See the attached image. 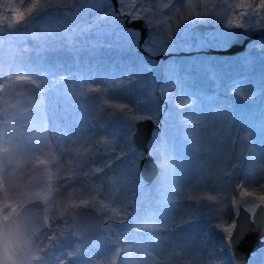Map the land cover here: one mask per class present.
I'll return each mask as SVG.
<instances>
[{
	"label": "snow or ice",
	"instance_id": "1",
	"mask_svg": "<svg viewBox=\"0 0 264 264\" xmlns=\"http://www.w3.org/2000/svg\"><path fill=\"white\" fill-rule=\"evenodd\" d=\"M256 33L264 0H0V264H253L264 238L251 261L235 247L264 230V77L220 100L174 67L163 85L145 74L182 43L226 54ZM21 35L32 48L5 40ZM101 36L126 71L78 79L41 59ZM250 48L264 54V35ZM53 97L88 110L79 129L49 127ZM241 102L260 118L236 122Z\"/></svg>",
	"mask_w": 264,
	"mask_h": 264
},
{
	"label": "trees",
	"instance_id": "2",
	"mask_svg": "<svg viewBox=\"0 0 264 264\" xmlns=\"http://www.w3.org/2000/svg\"><path fill=\"white\" fill-rule=\"evenodd\" d=\"M108 38L106 37H93L90 39L89 44L80 45V50L77 53H68V52H60V53H52V52H44L41 53V59L45 61H55L58 69L63 73L64 69L71 70V64L69 63L68 57L73 56L74 62L83 64L86 68L79 70L76 73H90L94 79L96 77H101L106 73L108 68L111 69L112 73L109 75H116L121 72L127 70V67L131 63V56L126 50H121V48L117 45H112L111 47L106 42ZM259 40V39H257ZM24 43L26 47L32 48L33 45L31 43V38L25 37ZM182 43V42H181ZM191 41H189V45H183L182 50L172 52V53H162L160 56H166L165 59H155V63L157 67L153 70L152 73L145 74L148 79L152 80V78L159 76L160 82L154 81L157 85H163L168 77V68L169 64L171 66L175 65L174 68L178 71V68L181 69L183 67V71L190 72L191 83L195 81L196 77H200V88H194L202 91L204 94L208 93L205 91H210V94H217L218 97H221L222 100L227 99L225 96L222 97L220 92L218 91L219 85L224 87L227 84H230L234 79H247L248 81L259 84L261 82V78L264 77V73L260 74V71L264 69V64L252 53H247L240 57H228L230 59V64L227 67L218 66L213 63H209L206 61V58L215 57L213 55L206 54L199 50L197 52L195 47H191ZM204 48V47H202ZM208 47H205L207 49ZM185 50H187L186 53ZM198 54L205 56L204 60H198ZM33 57H35V53H32ZM245 57H247V62H245ZM224 58V57H223ZM196 63V65H195ZM206 65L207 67H202L201 65ZM113 64L112 66H110ZM198 64V65H197ZM223 72V74H222ZM108 75V76H109ZM194 86V85H192ZM219 86V87H218ZM190 88H192L190 86ZM205 91H203V90ZM219 93V94H218ZM54 98V97H53ZM60 99H63L61 97ZM258 107V108H257ZM255 108L254 117L258 119L259 112L256 113V110L259 109L258 104L252 102H244L237 106V110L235 113V117L237 122L243 120L248 114L253 112ZM86 109H83L82 112L87 114ZM73 113V112H72ZM263 254H259V257H255L254 261L260 262L262 261ZM260 264V263H259Z\"/></svg>",
	"mask_w": 264,
	"mask_h": 264
},
{
	"label": "rangeland",
	"instance_id": "3",
	"mask_svg": "<svg viewBox=\"0 0 264 264\" xmlns=\"http://www.w3.org/2000/svg\"><path fill=\"white\" fill-rule=\"evenodd\" d=\"M25 37H28V36L21 35V36H16V37H5V40L12 39L14 41L19 40V41L24 42ZM205 47L202 48L199 45H197V46H195V50L197 52H199V50L202 49L201 51L204 52V50H206ZM186 51L187 50H185V52ZM250 52H251L250 51V45H248V47H247V53H250ZM186 53H188V52H186ZM203 57H205V56H202V55H199L198 54V57H197L198 60L197 61L204 60ZM68 60H69V63L72 65L71 66V72H74L75 73V72H77L79 70H82V69L86 68L83 64L75 63L74 62L75 60H74V57L73 56L68 57ZM205 60L208 61L209 63H213V64H216L218 66H223V67H226V66L228 67L229 64H230V63H227V64L226 63H223V61H230V59L229 58H226V57L223 58V57H217V56H215V57L206 58ZM112 65L113 64H111L110 66H112ZM171 65L169 64V67H175V65H173V66H171ZM195 65H196V63H195ZM199 65H201V64H199ZM201 66L202 67H207L206 65L205 66L204 65H201ZM175 71H176V74L179 76L181 82L185 85V87L189 88L190 90H194L193 87L200 88V85H201L200 84V77H196L195 78V81L191 83L189 81V80H191L189 70L182 72L183 71V67H182L181 69L178 68V71L175 68ZM111 73H112L111 69L108 68L106 70V73L103 76H101V77L108 76ZM263 73H264V69H262L260 71V74H263ZM66 74H68V73H66ZM81 74H83V75L81 76ZM222 74H223V72H222ZM168 75H169V72H168ZM76 76H77L78 79L79 78L86 79L88 76H90V73L82 72V73L77 74ZM151 81L154 84H156L154 81L160 82V77L159 76H156V77L152 78ZM192 85H194V86H192ZM190 86L192 88H190ZM219 86H218L219 87L218 91L221 93L220 95L222 97H224L225 96L224 91H223V88L224 87H222L221 85H219ZM195 90H197V89H195ZM203 91H205V90H203ZM205 92H208V93L205 94V95H208V94H210L209 92H212V90L205 91ZM227 98L228 99H231V97H227ZM220 100H222V98ZM242 103H244V102H241L240 104H242ZM83 109H85L84 106L78 104L75 100L68 99L66 101L63 98V99H60L59 102H56L55 98H53L51 107L48 109L49 127L50 128L51 127H57V128H59V130H60L61 133L64 131L65 125H67L69 128L75 127L76 129H79L80 128V124L78 123V121L81 118H87V114H85V113L82 112ZM254 112H255V108L253 109V112L250 113V114H248L246 117H244L242 121L249 122V121H253V120H258V116H257V118L254 117ZM258 112H259V109L256 110V113H258ZM237 119H239V118H236L235 117L236 122H237ZM74 121H76L77 123L73 124ZM161 130H163V125H161ZM68 134H69V136H71V132H69ZM256 257H259V255H257ZM262 259L263 260L260 261V262L253 261V264H259V263L260 264H264V254L262 256ZM251 260H253V257H251V259L249 261H251Z\"/></svg>",
	"mask_w": 264,
	"mask_h": 264
},
{
	"label": "water",
	"instance_id": "4",
	"mask_svg": "<svg viewBox=\"0 0 264 264\" xmlns=\"http://www.w3.org/2000/svg\"><path fill=\"white\" fill-rule=\"evenodd\" d=\"M196 32L197 34L201 32H206V31H212L213 26L212 25H197L196 26ZM261 33H256L254 36L251 38L247 36H242L238 42H236L234 45H232L229 49V51L224 54L221 53V50L219 49H210L208 51L209 54L216 55V56H242L246 52L247 45L252 43L253 40L259 39L262 37ZM255 55L264 62V54L261 53L260 49H257L255 51ZM165 59L166 56H158L155 59ZM154 127L151 123L146 124L141 133V139L145 136V134H150V132L154 131ZM154 167L151 165V162L146 165V171L145 175L146 178L151 180V178L154 175ZM103 225H101L102 227ZM96 233L93 231V236H95ZM264 237V230H260L257 228H253L250 231H246L242 233V235L237 238L236 241V247H235V254L236 256L239 257L241 261H247L251 257V253L255 248L259 246V243L261 239Z\"/></svg>",
	"mask_w": 264,
	"mask_h": 264
}]
</instances>
